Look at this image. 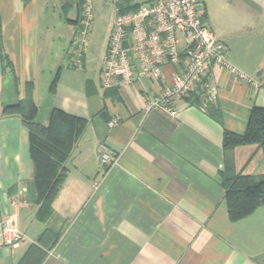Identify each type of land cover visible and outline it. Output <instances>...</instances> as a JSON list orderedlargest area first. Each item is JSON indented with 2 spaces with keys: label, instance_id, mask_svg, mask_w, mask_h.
Returning <instances> with one entry per match:
<instances>
[{
  "label": "crops",
  "instance_id": "1",
  "mask_svg": "<svg viewBox=\"0 0 264 264\" xmlns=\"http://www.w3.org/2000/svg\"><path fill=\"white\" fill-rule=\"evenodd\" d=\"M82 1L0 0V264H264V206L232 222L222 184L264 175L259 146H223L225 131L244 134L252 109L264 108V0H203L207 26L254 83L214 66L217 101L203 111L201 96L177 100L174 117L145 110L172 82V66L155 82L102 91L112 20L100 62L85 55L78 64ZM31 82L40 123L55 109L87 123L48 202L28 129L3 115ZM103 147L116 164H100ZM12 215L22 239L9 245L2 229Z\"/></svg>",
  "mask_w": 264,
  "mask_h": 264
},
{
  "label": "built area",
  "instance_id": "2",
  "mask_svg": "<svg viewBox=\"0 0 264 264\" xmlns=\"http://www.w3.org/2000/svg\"><path fill=\"white\" fill-rule=\"evenodd\" d=\"M84 1L82 25L86 28L81 34L85 37L93 16L92 0ZM110 1L115 15L101 70L103 92L119 85L133 86L142 78L155 82L163 77L165 67L172 66L175 68L172 82L148 102L145 110L159 108L174 117L177 100L201 96L203 111L217 101L219 89L211 76L214 66L224 68L244 83H254L252 77L230 62L228 46L207 26L203 0H134L138 8L125 14L120 13L121 0ZM125 41L127 48L123 45ZM76 53L79 62L83 53ZM115 125L116 121L109 124ZM117 162L118 157L103 147L100 164L110 167ZM2 235L9 245L22 239L15 215L4 221Z\"/></svg>",
  "mask_w": 264,
  "mask_h": 264
},
{
  "label": "trees",
  "instance_id": "3",
  "mask_svg": "<svg viewBox=\"0 0 264 264\" xmlns=\"http://www.w3.org/2000/svg\"><path fill=\"white\" fill-rule=\"evenodd\" d=\"M133 1L121 0L120 13L135 11L138 5L133 4ZM84 3L83 0V15ZM56 86L57 78L50 91L54 92ZM115 89L105 91V94ZM199 99L202 100L201 97ZM38 112L39 108L34 101V83L31 82L26 84L25 98L15 106H6L3 115L18 114L28 129L34 182L40 199L48 202L63 177L64 164L71 156L74 145L86 129L87 123L84 119L55 109L51 113L49 124L44 125L37 120ZM246 145H257L264 152V108L252 109L244 134L224 132V149L232 150ZM222 184L226 190L228 213L232 222L241 221L264 206V175L261 179L240 174L226 175Z\"/></svg>",
  "mask_w": 264,
  "mask_h": 264
},
{
  "label": "rangeland",
  "instance_id": "4",
  "mask_svg": "<svg viewBox=\"0 0 264 264\" xmlns=\"http://www.w3.org/2000/svg\"><path fill=\"white\" fill-rule=\"evenodd\" d=\"M91 7H92L93 20L91 22L90 27L87 29V36L84 37L80 33L77 34L75 47H76V52L79 51L83 53L82 59L85 55L87 57L89 55L91 56L95 55L96 57H98V62H100L103 51L102 50L103 39L108 34L109 23L111 22V20L113 25L115 7L113 2H111L110 0H92ZM84 27L85 26L82 27V30L86 28ZM83 39H85V42H83ZM44 87H46V83L43 84L41 88V92L45 91ZM41 95H43V93H41Z\"/></svg>",
  "mask_w": 264,
  "mask_h": 264
},
{
  "label": "water",
  "instance_id": "5",
  "mask_svg": "<svg viewBox=\"0 0 264 264\" xmlns=\"http://www.w3.org/2000/svg\"><path fill=\"white\" fill-rule=\"evenodd\" d=\"M123 45H124L125 48H127L128 47V42L125 41Z\"/></svg>",
  "mask_w": 264,
  "mask_h": 264
}]
</instances>
